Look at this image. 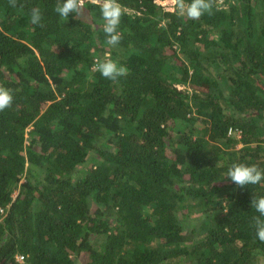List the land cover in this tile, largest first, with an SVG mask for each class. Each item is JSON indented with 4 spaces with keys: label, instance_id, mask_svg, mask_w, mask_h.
<instances>
[{
    "label": "trees",
    "instance_id": "trees-1",
    "mask_svg": "<svg viewBox=\"0 0 264 264\" xmlns=\"http://www.w3.org/2000/svg\"><path fill=\"white\" fill-rule=\"evenodd\" d=\"M118 3L110 47L93 0L64 23L56 0H0V85L13 94L0 111V264H261L250 201L264 181L222 176L264 170V0H214L198 20L173 0ZM97 57L127 75L105 79Z\"/></svg>",
    "mask_w": 264,
    "mask_h": 264
},
{
    "label": "clouds",
    "instance_id": "clouds-1",
    "mask_svg": "<svg viewBox=\"0 0 264 264\" xmlns=\"http://www.w3.org/2000/svg\"><path fill=\"white\" fill-rule=\"evenodd\" d=\"M86 0H56L54 12L62 19L63 23L70 14L78 17L84 10ZM99 7L103 20V32L106 36V43L110 47H116L122 40V34L118 31L121 22L122 9L118 0H93ZM176 10L187 18L198 20L205 13L211 15L214 7V0H173ZM11 7L17 6V0H9ZM42 12L39 7L30 9L29 20L32 25H42ZM94 70L99 72L105 79L117 82L120 77L127 75V69L110 58L97 57L94 61ZM13 103L12 92L0 85V111L10 108ZM230 180L236 186L244 188L247 185H258L264 181V170L257 165L244 163H233L227 168L222 176ZM251 208L259 214L252 218L256 238L264 243V195L253 196L250 201Z\"/></svg>",
    "mask_w": 264,
    "mask_h": 264
},
{
    "label": "built area",
    "instance_id": "built-area-1",
    "mask_svg": "<svg viewBox=\"0 0 264 264\" xmlns=\"http://www.w3.org/2000/svg\"><path fill=\"white\" fill-rule=\"evenodd\" d=\"M93 68H94V65H93ZM228 135L236 136V137L239 138L240 137V131L239 130H236L234 128H229L228 129ZM0 212L1 213L3 212V209L2 208L0 209ZM16 258L20 262H22L23 259H24L22 255H18Z\"/></svg>",
    "mask_w": 264,
    "mask_h": 264
},
{
    "label": "rangeland",
    "instance_id": "rangeland-1",
    "mask_svg": "<svg viewBox=\"0 0 264 264\" xmlns=\"http://www.w3.org/2000/svg\"><path fill=\"white\" fill-rule=\"evenodd\" d=\"M173 9V8H172ZM171 9V10H172ZM187 88V87H186ZM187 90L190 92V90L187 88ZM237 146H239V144L237 145ZM76 263L77 264H81L82 262H81V260L80 259H77V261H76ZM261 264H264V260L261 262Z\"/></svg>",
    "mask_w": 264,
    "mask_h": 264
}]
</instances>
